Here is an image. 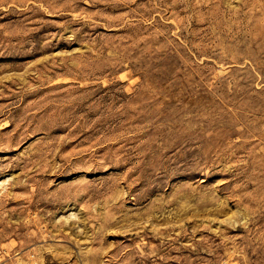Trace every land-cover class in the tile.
<instances>
[{"label": "rangeland", "instance_id": "rangeland-1", "mask_svg": "<svg viewBox=\"0 0 264 264\" xmlns=\"http://www.w3.org/2000/svg\"><path fill=\"white\" fill-rule=\"evenodd\" d=\"M0 264H264V0H0Z\"/></svg>", "mask_w": 264, "mask_h": 264}]
</instances>
